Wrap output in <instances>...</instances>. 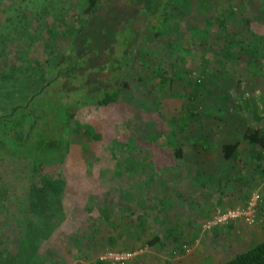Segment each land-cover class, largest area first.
<instances>
[{
  "label": "rangeland",
  "instance_id": "obj_1",
  "mask_svg": "<svg viewBox=\"0 0 264 264\" xmlns=\"http://www.w3.org/2000/svg\"><path fill=\"white\" fill-rule=\"evenodd\" d=\"M176 1L166 24L172 48L161 47L146 27L141 50L125 71L89 88L95 97L124 79L120 100L81 103L71 118L67 152L52 147L40 157L38 147L37 158L48 165L31 172L25 164L34 160L33 136L17 156L10 146L19 145L38 110L40 122L57 121L58 81L42 85L63 65L60 57L85 18L86 0H0L6 32L0 56V140L6 144L0 148V264H109L98 260L107 250L137 251L122 264H184L216 232L203 224L218 207L204 221L196 218L197 203L185 197L194 184L179 166L206 149L200 142L205 137L217 147L264 124V0ZM18 17L25 28L19 38ZM30 96L34 114L26 105ZM39 139L41 144L45 137ZM179 144L186 151L181 158L174 151ZM248 154L249 147L237 170L244 178L230 181L241 185L245 199L257 195V216L255 181L263 187L264 173L251 182Z\"/></svg>",
  "mask_w": 264,
  "mask_h": 264
},
{
  "label": "trees",
  "instance_id": "obj_2",
  "mask_svg": "<svg viewBox=\"0 0 264 264\" xmlns=\"http://www.w3.org/2000/svg\"><path fill=\"white\" fill-rule=\"evenodd\" d=\"M176 2V0H86L83 9L85 18L74 29V35L66 45L63 56L60 57L63 65L42 85L45 89L49 84L58 81L57 85L62 93L59 95L56 107L60 101L62 102L56 108L59 109L57 121L40 122L38 110L37 116L32 115L31 124L24 126L19 145L14 148L10 146V154L17 156L21 154L22 144H25L31 135L33 136L34 149H31L30 154V150L24 152L34 156L32 163L25 164L29 167L26 171L34 172L41 166L48 165L47 159L37 158L39 155L36 156L35 151L37 152L38 147L41 151L40 157L52 147L55 148L54 152L59 151L61 147L65 153L67 152L71 118L75 116V109L80 108L81 103L87 100L107 106L120 100L121 87L127 86L124 79H118L114 85L103 89L95 97L89 94V88L99 82L117 78L125 71L132 56L141 50L139 43L146 27H149L161 47L172 48L166 24L173 18L171 9ZM106 18H110V22L102 25L101 20ZM15 27H18L16 31L19 33L17 36L19 38L25 33L24 24L19 17ZM5 34L4 29H0V56L5 51ZM61 61L58 59V63ZM67 96L73 97L74 102L67 103ZM29 102H32V96L27 100V106ZM29 106L34 114L36 108L31 104ZM17 107L19 106H13L11 111L15 113ZM29 129H32L31 132L28 131ZM24 133L26 134L23 138ZM41 136L45 137V140L39 144L42 141L39 139ZM243 137L251 145L264 150V124L246 128ZM238 146L237 141L222 143V155L225 158L236 159ZM5 147V142L0 140V148ZM174 151L180 156L179 148ZM54 155L51 157H57ZM256 157L259 158L260 154ZM50 187L55 190L53 186ZM153 242L154 239L149 240V243ZM218 264H264V240Z\"/></svg>",
  "mask_w": 264,
  "mask_h": 264
},
{
  "label": "crops",
  "instance_id": "obj_3",
  "mask_svg": "<svg viewBox=\"0 0 264 264\" xmlns=\"http://www.w3.org/2000/svg\"><path fill=\"white\" fill-rule=\"evenodd\" d=\"M204 139L207 142L205 140L200 142L203 147L206 143V149L201 147L193 151L189 162L179 166L184 171V175L189 177V181L194 184V189L188 188L185 194V197H187L186 201H188V204L197 203L196 209L200 213L196 218L202 221L208 218L216 207L223 209L241 206L245 203L247 198L245 199L243 196L241 185L235 186L233 185L234 182L230 180L240 175L241 178H244L242 177L243 172H239L240 175H238L237 170L243 169L245 166L244 154L248 147L249 156L247 155V158L253 168L254 175L251 182L254 183L260 173H264V158L261 155L257 158L256 156L259 153L253 154L254 147L243 136L234 140L239 143L238 157L236 159L225 158L221 151L222 143L233 142V140L225 139L218 145L219 147H216L212 143L214 140L212 136ZM179 147L182 152L181 158L186 151L183 150L180 144ZM240 182L237 181V183ZM255 182L257 188L260 189L256 221L252 224H247L243 220H236L226 226L216 227L215 233L209 232L207 234L208 237L205 242L196 244L197 246L188 255L184 264H218L264 240V186L261 187L257 184L258 180ZM233 189L236 191H233ZM208 213L209 215L205 217Z\"/></svg>",
  "mask_w": 264,
  "mask_h": 264
},
{
  "label": "built area",
  "instance_id": "obj_4",
  "mask_svg": "<svg viewBox=\"0 0 264 264\" xmlns=\"http://www.w3.org/2000/svg\"><path fill=\"white\" fill-rule=\"evenodd\" d=\"M257 213V195L252 193L245 204L238 207L217 208L213 215L203 224L204 230H210L216 227L226 226L233 221L243 220L247 224L256 221ZM189 248H186L188 251ZM137 254V251H111L107 250L98 256V260L102 263L122 264L130 260Z\"/></svg>",
  "mask_w": 264,
  "mask_h": 264
}]
</instances>
